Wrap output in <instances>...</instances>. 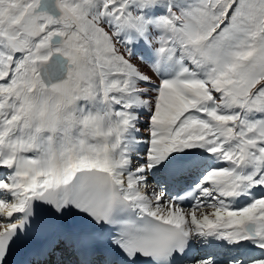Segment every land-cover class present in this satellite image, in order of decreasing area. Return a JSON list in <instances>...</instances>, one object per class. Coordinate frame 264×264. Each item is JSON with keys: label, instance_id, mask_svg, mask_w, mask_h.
Masks as SVG:
<instances>
[{"label": "snow or ice", "instance_id": "6c2138e0", "mask_svg": "<svg viewBox=\"0 0 264 264\" xmlns=\"http://www.w3.org/2000/svg\"><path fill=\"white\" fill-rule=\"evenodd\" d=\"M0 264H264V0H0Z\"/></svg>", "mask_w": 264, "mask_h": 264}]
</instances>
